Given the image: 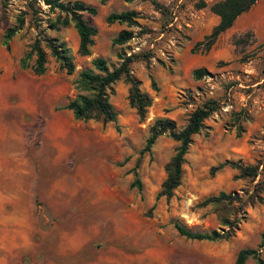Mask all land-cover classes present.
<instances>
[{"label": "rangeland", "instance_id": "1", "mask_svg": "<svg viewBox=\"0 0 264 264\" xmlns=\"http://www.w3.org/2000/svg\"><path fill=\"white\" fill-rule=\"evenodd\" d=\"M29 1L0 0V186L31 190L19 194L27 205L0 207V264H236L240 249H259L264 177H242L236 164L264 161V0L212 41L206 36L219 17L210 6L219 0H61L97 10L83 13L98 29L88 55L78 53L72 23L50 27L65 12L39 0L31 9ZM121 11H134V22L106 21ZM19 16L24 23L6 47L3 33ZM39 29L70 48L71 74L49 53L42 75L20 66ZM122 29L133 37L114 44ZM131 53L130 72L152 99L145 119L130 106L123 78L107 89L115 122L76 119L66 105L81 71H98L97 57L111 70ZM200 67L209 74L194 79ZM207 99L219 107L192 136L180 185L171 197L156 198L179 143L160 135L136 166L150 125L168 117L179 130ZM224 161L235 164L215 170ZM134 168L141 188L131 185ZM221 191L237 200L204 204ZM91 221L99 223L96 233L77 234ZM175 222L193 232L233 235L188 239ZM245 264L258 263L249 257Z\"/></svg>", "mask_w": 264, "mask_h": 264}, {"label": "trees", "instance_id": "2", "mask_svg": "<svg viewBox=\"0 0 264 264\" xmlns=\"http://www.w3.org/2000/svg\"><path fill=\"white\" fill-rule=\"evenodd\" d=\"M35 1L30 0L29 7L35 8ZM48 5L51 10L59 9L65 12L66 16L61 19L58 17L55 22L50 23L51 28H56L57 24L68 25L72 23L79 37L78 53L81 55L90 54V47L93 43V37L98 29L83 17L84 12L96 14L97 10L93 6H85L82 2L74 1L71 5L62 2L61 0H39ZM104 2L105 0H100ZM257 0H219L210 6L212 12L218 15L219 20L212 28L209 35L206 36L209 40H214L219 34L230 28L235 20L244 12L248 11ZM134 11L111 12L107 15L106 21L109 23L126 22L131 24L134 22ZM24 23V17L19 16L16 22L5 29L3 33V44L8 47V42L17 33ZM133 37V32L127 29H122L113 39V43L122 45ZM28 50L20 58L19 64L22 68H29L36 75H42L47 70L48 53L52 55L60 68L65 69L68 74L74 71L73 56L70 48L56 37L48 36L43 29H39L37 37L31 44L28 45ZM34 58L32 64L30 60ZM135 55H124L121 63L109 69L106 61L103 58L97 57L93 60V65L98 71L83 70L75 81L77 90L76 96L71 99L66 108L71 110L73 116L79 120L95 119L102 123L117 120V112L109 101L107 89L116 80L123 78L129 83V104L135 108L138 118L145 119L148 107L151 105L152 99L150 95L140 88V81L133 77L130 72V63L134 60ZM194 79H200L209 74L205 67L196 68L192 72ZM218 102L214 99H207L200 105L196 106L190 113L186 125L176 130L175 122L168 117H159L149 127V134L145 140L143 148L139 152V157L136 161V166L140 162V156L145 152H150L156 139L168 133L170 137L178 141L175 153L165 165L166 177L161 184V189L157 193L156 198L160 196L171 197L174 190L180 185L182 178V165L185 161V155L189 145L192 142V136L199 132L203 127L204 120L218 109ZM226 164H235L233 161H224L215 167V170L221 169ZM135 166V167H136ZM242 177L262 178L264 177V161L256 165H240L236 164ZM136 179L131 183L132 186L141 188V182L137 177L136 169H133ZM259 200L261 197H258ZM237 200V196L223 191L217 195L210 196L204 200V204L221 202L231 203ZM224 225L229 224L228 219H222ZM179 234L188 239L196 240H227L233 233L227 230L219 232L213 230L211 232H193L186 229L178 222L174 223ZM259 249L243 248L240 249L236 256V264H245L249 257L254 258L258 264H264L260 253L264 250V231L261 233V242Z\"/></svg>", "mask_w": 264, "mask_h": 264}, {"label": "crops", "instance_id": "3", "mask_svg": "<svg viewBox=\"0 0 264 264\" xmlns=\"http://www.w3.org/2000/svg\"><path fill=\"white\" fill-rule=\"evenodd\" d=\"M4 175L5 174L0 173V177H3ZM23 184L27 185L25 183H23ZM20 192H22V193H26L27 192V194L30 195L29 192H31V190H30V188L28 186L21 187V185H20L19 188H11L10 190L5 189V192H4V189H1V186H0V207L2 208V207L5 206V201H7V202L10 201L13 204V206H17V207L22 206V205H27L28 203L27 204L22 203V201L20 199V195H19ZM62 196H64V195H61V194L59 195V197H62ZM48 197L53 199L52 195H48ZM98 225H99L98 222L91 221V222L87 223V228H85V229H83L81 231L80 230L77 231V234L81 235V233H82V235L84 236L86 234L88 235L90 233H92V234L96 233L97 230H98V228H97ZM82 235H81V237H83ZM82 240H83V238L78 241V244ZM86 264H97V263L89 262V263H86Z\"/></svg>", "mask_w": 264, "mask_h": 264}]
</instances>
